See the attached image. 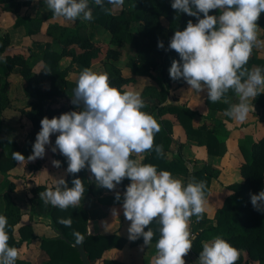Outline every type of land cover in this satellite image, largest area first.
<instances>
[{
    "label": "clouds",
    "instance_id": "9594fccd",
    "mask_svg": "<svg viewBox=\"0 0 264 264\" xmlns=\"http://www.w3.org/2000/svg\"><path fill=\"white\" fill-rule=\"evenodd\" d=\"M113 6H122L124 0H107ZM47 7L55 16L68 20L94 19L89 0H46ZM95 6L109 14L105 0H93ZM172 8L180 13L196 17L182 31H175L168 45L175 50L181 61L173 60L169 74L173 80L183 79L198 92L207 91L209 101L221 100L229 90L239 98L226 114L243 122L251 110L250 100L264 93V69L247 65L254 47L264 45L258 39V23L264 13V0H173ZM219 15H210L212 10ZM202 14V18H201ZM163 49V41H158ZM72 103L83 105L80 111L63 113L58 117L41 120L30 160L43 158L50 137L58 133L53 152L57 149L67 158L68 174L79 173L86 167L94 175L98 187L114 190L125 178L131 183L123 193V215L130 221L129 239L143 237L150 245L155 235L149 227L155 220L160 237L155 245L157 255L153 264H186L185 256L191 251L198 233L190 229L191 218L203 219L206 203V181L192 178L185 185L182 178L170 171L157 170L153 164L133 159L151 152L155 134L160 124L155 117L143 111L146 107L140 93L121 91L110 84L107 72L97 73L85 68L78 79ZM155 152L163 156V146H155ZM24 155L13 152V159L22 162ZM59 168L61 162L53 160ZM72 187L64 178L56 180V187L40 192L45 205L51 204L66 210L76 207L84 197L82 179L75 178ZM255 210L264 212V190L250 194ZM115 199L121 200L116 193ZM113 214L117 215L116 209ZM65 227L71 218H60ZM8 219L0 215V264H15L19 253L9 246ZM147 229V231H145ZM77 244L84 237L74 232ZM240 252L228 240L217 236L203 243L197 264H236Z\"/></svg>",
    "mask_w": 264,
    "mask_h": 264
},
{
    "label": "trees",
    "instance_id": "16d2710c",
    "mask_svg": "<svg viewBox=\"0 0 264 264\" xmlns=\"http://www.w3.org/2000/svg\"><path fill=\"white\" fill-rule=\"evenodd\" d=\"M13 0H0V4L10 3ZM173 0H124V4L120 11L115 12L113 5L108 4L105 0V7L111 9L109 14L101 10L99 6L93 4V0H89V6L92 8L94 19L86 21L92 28H103L110 34L114 49L108 51L107 60L103 66L105 72L109 74L110 84L121 91H128L125 87L134 82L135 78H127L124 76L122 69L115 62L120 56L118 45H131L136 50L127 63V68L131 71L133 77L152 78L157 82L160 89L148 86L142 93V97L146 107L142 109L149 114L158 115L155 118L160 124V131L155 134L154 148L151 152H144L141 163L153 164L157 166V170L170 171L173 176L180 175L187 179V183L195 178L197 182L206 181V198L209 195L210 185L213 179L218 177V171L211 166H204L202 169L192 172L182 154L176 151L172 158H169L171 153L172 138V121L168 119V115L172 116L177 124L187 135L188 140L197 142L200 146H205L207 152L215 156H223L227 152V145L221 141L222 136L228 135L225 125L220 121L204 117V122L201 126H195V118L200 116L199 112L189 108L188 106L168 103L170 87L172 83L181 87L187 83L181 80H173L170 77L169 69L172 61H181L179 54L175 50H170L168 45L175 31L184 30L191 20L197 23V18L189 16L185 13L177 12L172 8ZM50 18L55 16L51 10ZM202 18V14H201ZM165 21V22H163ZM258 25L263 24V19L257 21ZM47 35L56 37L60 46L61 52L48 50L44 53V67L42 74H49L53 79L64 81L68 85L66 79L67 72L61 70L60 62L66 55L72 57L74 64L80 68H90L92 63L99 59L100 49L93 45L94 32L87 33V27L73 26L67 28L61 24H51L47 29ZM158 41H163L164 48H158ZM9 45L8 40L0 42V62L6 63V69L13 73L15 69L20 68V73L26 79L28 87L35 89L36 100L32 104V111L29 113V118L33 124V130L29 134V144L32 147L37 133L41 130V120L44 117L49 119L58 117L64 110L44 108L45 101L54 96H58L63 92L60 90L43 91L38 88V82L33 79V75L27 61L23 57L4 56L6 46ZM72 49L68 52L67 49ZM182 63V61H181ZM254 66L264 69V59L259 58L253 49L250 59L245 65L249 70ZM1 82V77H0ZM9 84L0 87V98H7V88ZM236 96L233 90H229L221 100L213 103L205 98L206 106L213 111L226 113L231 104L229 101ZM253 103L264 108V93L259 94L254 98ZM10 106V102H9ZM8 106V107H9ZM3 111L0 106V112ZM174 121V120H173ZM175 122V123H176ZM3 129V120L0 116V135ZM6 145L5 140H0V146ZM163 146V156H159L155 152V146ZM15 147V146H13ZM1 150L0 152V174H7L15 169L19 162L13 159V152ZM241 151L244 156V162L241 167V175L244 178L242 183H234L227 186L229 192L226 198V203L215 216L214 220L209 223H203L198 227V235L193 241V246L190 254L200 255L203 250V243L213 240L220 236L228 240L239 252H243L247 257V264L256 262L264 264V212L254 209L250 194H258L264 190V138L254 142L251 146L241 145ZM54 160L61 162V167L67 168V158L63 155H53ZM133 159H137L136 155L132 154ZM88 168L82 169L79 173L69 174L67 183L72 187V181L75 178L82 179L85 187V195H91L94 192L91 178L94 175L88 172ZM131 183L128 178H125L118 184L123 192ZM186 183V185H187ZM45 185H40L32 190V210L33 216L44 217L50 220L51 226L56 233L53 238H41V249L49 257V264H83L79 250L73 246L77 244L74 232H79L83 237V249L88 257L90 264H95L101 260L105 251L110 249H123L128 245V240L118 236L117 234H89L88 222L89 213L81 207H68L62 210L59 207H53L51 204L45 205L40 199V192L46 190ZM109 204L123 203L117 201L115 197L110 198ZM0 215H4L8 219V233L10 236L9 246L20 248L36 240L34 229L30 225L19 226L23 217L22 209L14 200L12 195L0 197ZM60 218H71L72 224L70 227H65L58 223ZM149 227L154 231L155 235L150 245H156L160 233V225L154 220ZM147 231V229H145ZM64 238V239H63ZM144 244L143 237L129 243L131 247H136ZM243 260L242 257L236 261L239 264ZM103 264H122L113 260H104ZM15 264H26L19 258Z\"/></svg>",
    "mask_w": 264,
    "mask_h": 264
},
{
    "label": "rangeland",
    "instance_id": "374dc122",
    "mask_svg": "<svg viewBox=\"0 0 264 264\" xmlns=\"http://www.w3.org/2000/svg\"><path fill=\"white\" fill-rule=\"evenodd\" d=\"M112 7L115 12H118L121 9L120 6H112ZM50 12L51 10L47 7L46 0H13L10 3L0 4V42L7 40L9 42V45L6 46L4 56L19 55L23 57L24 60L27 61V65H29L31 69L33 79L38 82V88L40 90L43 91L60 90L63 92L62 94L58 96H54L49 100L45 101L44 108L52 107L53 109L56 110H60L62 108L64 111L61 114L71 111H80L82 110L83 105L80 106L74 105L72 103V98L75 95L74 90L77 87L79 76L84 69L80 68L79 65L74 64L71 56L66 55L64 59L60 62L61 70L67 72L66 79L68 81V85H66L62 80L51 78L49 74L46 75L42 74L44 67L43 55L47 51V49L49 51L53 50L55 52H61L63 50L62 46H60L56 37L47 35V29L50 27L51 24L57 23L67 28H71L73 26L87 27V33L94 32V39L92 43L94 46H96L101 50L100 51L101 54L99 59L94 61L89 69L97 73L105 72L103 63H105L104 61L107 60L108 51L114 49L113 46H115V44H112L110 34L107 33L106 30H104L103 28H99V27H97L96 29L92 28L90 24H88L86 21H83L81 19L68 20L62 16L56 18H50L49 17ZM209 14L219 15L220 10L219 9L212 10ZM260 18L263 19V24L258 25L259 26L258 39L264 41V13L261 14ZM118 46H119L118 50L120 52V56L117 58L115 62L118 64V66L121 67L125 77L135 78L134 82L127 85L125 89L128 91L140 93L142 99H145L142 97V93L145 91L146 87L152 86L155 87L156 89L157 88L160 89L157 82L154 81L152 78L133 77L131 71L127 68V63L129 59L134 54H136V50L131 45L120 44ZM72 49H76V48H72ZM72 49L69 48L67 50L69 52ZM253 49L255 50L256 55L257 54L261 55L264 52V45H261L260 47H254ZM0 77H1L0 87L2 90L3 87L6 85V83L9 84V87L7 88L6 91L8 101L6 102L4 97L2 99L0 98V106H2L3 108V111L0 112V116L2 117L3 120V129L0 135V140L2 139L5 140L6 142V145L4 147L0 146V152L1 150H5L9 152L15 149L14 152H20L25 157L24 160L22 162H19L18 166L15 169H13L11 172L7 174H0V197L4 198L5 196L7 197L8 195H12L14 200L21 207L23 217L25 215L29 216L31 214V216L35 217L37 220L47 219L44 217H39V216L36 217L32 215V210L34 208V204L32 203V199H33L32 190L40 185H45L47 187L55 189V187L52 186L47 180L48 179L47 175L49 172L58 169L52 164V161L54 160L53 155L56 154L62 155L58 149L56 152L52 151V148L55 146V141L57 138L55 134L57 135L58 133H55L52 135V137H50L51 143L49 145H46V152L43 158L38 157L34 160L28 159V157L33 154V146L31 147L29 144V142L32 141L29 138V134L33 130V124L31 119L29 118V113L32 111V104L36 100L35 89H31L28 87V83L26 79L20 73V68L17 67L13 73H10L6 69V63L4 60L0 62ZM206 95H207L206 90L203 92H198L197 90L192 89L188 84L179 87L177 86V84L172 83L170 87L168 103L175 104L176 102H178L176 104L183 106H189L191 103L193 107L199 109L202 108L203 101H205ZM235 97L234 99H232V101L236 100V103L235 102L234 103L238 104L239 98L238 96L236 98ZM253 100L254 98L252 99L251 104L255 105L253 103ZM9 102H10V106H9ZM167 117L172 121V124L176 122L172 116L168 115ZM263 118H264L263 115L261 114L258 115L257 112L250 110L246 120H244L243 122L238 120L235 121L236 129L234 127L235 132H233V136L230 140L229 146H231L230 148H231L232 161L234 162V164H237V167L235 168V171L233 173H236L238 177L240 175L243 178V176L241 175V167L244 162V156L241 151V145H244L246 147L251 146L254 143V141H250L249 137H253L254 139L253 138L252 139L256 140L264 135V131L262 132L261 135H257V134H255V136H253V134L251 135L252 130L255 129L254 127L259 128L261 124H264V120H262ZM198 119L199 116L195 118V122ZM173 126H172V130L174 129ZM170 135H171L170 137L173 140V143L171 145L172 151L173 148H178L180 149V151H183L185 147L188 145V141H191L188 140L187 135L185 134V132L182 130L181 127H180V133H178L174 129L172 131V134ZM229 135L230 134H228V136L221 137V141L225 142L227 145L226 154L229 151L228 141H227V139H229ZM240 135L241 136L243 135V137H239ZM170 154H169V158H171ZM226 154H224L223 156H225ZM223 156H217V157H223ZM239 160L241 162L240 166H239ZM194 171H196V169H194ZM88 172L91 174V171L88 170ZM93 178L95 177L91 178L92 184H93ZM185 180L187 183L186 178ZM223 187H224V191H223L224 193L218 194L216 196L217 200L213 202L214 205L210 207L211 209L207 208V201H206L204 206L205 211L203 213L202 220L197 222V218L195 216L191 218L190 229L193 233H197L198 227L202 226L203 223L207 224L214 220L215 217L213 219H208L207 214L205 212L218 213L226 203V198L228 197L229 192L226 189L227 185ZM93 188H94V184H93ZM210 192L211 189H209V194ZM85 196H89V195H85ZM112 197L114 198L115 196H108L106 198H102L99 200V203L102 206L104 205L107 207L123 204V203L109 204L108 202L111 201L108 200ZM85 209L87 210V208ZM26 225H30L33 227L37 239L29 244L23 245L18 251L19 253L18 258L26 264H31L30 261L21 258L20 253L23 251V248L26 245H30L32 243L38 242L39 250L42 252L41 256L45 258L44 262L45 264H49V257L46 255V253L42 251L41 241H40L41 238H47V237H39L36 233V227H34L32 224L28 223L21 225L20 223L19 226H26ZM50 227L52 228L51 223H50ZM52 231H54L53 228ZM102 259L99 260L101 261V263L104 261ZM97 262L95 264H97Z\"/></svg>",
    "mask_w": 264,
    "mask_h": 264
},
{
    "label": "crops",
    "instance_id": "0c3cea01",
    "mask_svg": "<svg viewBox=\"0 0 264 264\" xmlns=\"http://www.w3.org/2000/svg\"><path fill=\"white\" fill-rule=\"evenodd\" d=\"M257 56L261 59H264V52L261 55L257 54ZM232 99L229 101L231 105L236 103V100L232 101ZM252 99L250 100V104H251ZM251 106H252L251 107L252 111L257 112L258 115L261 114L264 117L263 107L259 105H252V104ZM188 107L199 112L200 114L199 119L195 122V126H201L204 122V117H210V118H214L220 121L221 123H223L225 125V128L229 132L228 134H230L229 139H227L229 151L223 157L209 155L207 153V148L205 146H200L198 143L194 141H188V145L185 147L183 151H180V149L178 148H173V151L170 154V157L172 158L173 154L176 151H179L182 154L183 158L186 160V163L191 171H194V169L196 170L202 169L203 166H212V168L220 172V173L218 172V177L216 179H213L211 188H210L211 192L209 196L206 198L207 208L209 209L210 207L214 205L213 202L217 200L216 196L218 194L224 193L223 186L225 185L229 186L234 183L244 182L243 178L240 175L238 177L236 173H233L235 171V168L237 167V164H234V162L232 161L231 148H230L231 146H229L230 140L233 136V132H235L234 127H235V121L237 120H234L232 117L228 116L224 112L210 110L206 106L205 101H203L202 108L196 109L195 107L192 106L191 103ZM154 117L158 118V115L154 114ZM262 120H264V118ZM173 124H174L173 128L178 133H180V126L176 123H173ZM263 126L264 124H261L259 128L254 127L255 129L252 130L251 135L252 134L253 136H255V134L261 135L262 132L264 131ZM55 136L57 137L58 134L57 135L55 134ZM239 137H243V135L242 136L240 135ZM249 138H250V141L257 142L261 140L262 138H264V135L262 137H259L256 140H253L254 139L253 137H249ZM133 154L136 155L137 159L140 160L141 162L143 158L142 153L139 155L135 153ZM240 163L241 162L239 160V166H240ZM66 169L67 168L61 167L55 171L49 172L47 175V178H48L47 180L49 181V183L52 186L56 187L57 179L64 178L67 181L69 174L66 172ZM174 177L182 178L186 185V180L185 178H183V176L174 175ZM93 184H94V194L89 195V196H84L81 199L80 204L78 205V206L87 208V210L89 211L88 212L89 213V222H88L89 234H94V235L96 234H117L118 236H121L128 240V245H126L123 249L114 248V249L105 251L102 260H113V261L120 262L122 264H153V259L157 255V249L155 245L148 246V245L143 244V245L136 246V247H131L129 245L131 240L129 239L128 228L130 227L131 222L128 221L124 217L122 205H115V206L107 207L104 205L102 206L99 203L100 199L106 198L108 196H116L117 192L123 195L124 192L121 190L120 186L117 185L114 190H109L107 188L98 187L95 178H93ZM113 209L117 210L118 212L117 215L113 214ZM205 213L207 214L208 219H213L217 212H205ZM28 223L36 227V233L39 237L53 238L56 236V233L52 231V228L50 227V221L47 219L37 220L35 217H32L31 214L29 216L25 215L21 221V225L28 224ZM41 254L42 252L39 250V243L35 242L30 245H26L23 248V251L20 253V256L21 258H24L30 261L31 264H36V262L37 264H45L44 262L45 258H43ZM239 257L243 258V260L239 264H247V257L245 253L240 252ZM184 259L186 261V264H197L199 260V256L188 253ZM97 264H102V263L101 261H98ZM248 264H258V263L250 262Z\"/></svg>",
    "mask_w": 264,
    "mask_h": 264
},
{
    "label": "water",
    "instance_id": "95a60500",
    "mask_svg": "<svg viewBox=\"0 0 264 264\" xmlns=\"http://www.w3.org/2000/svg\"><path fill=\"white\" fill-rule=\"evenodd\" d=\"M63 239H64V238H63ZM73 246L76 247V248L79 250L80 255H81V259H82V261H83V264H90V263H89V260H88V257H87V255H86L84 249H83V244H82V242L79 243V244H73Z\"/></svg>",
    "mask_w": 264,
    "mask_h": 264
}]
</instances>
